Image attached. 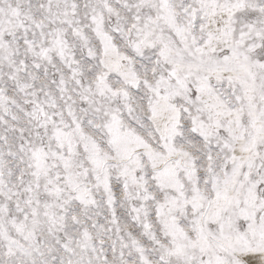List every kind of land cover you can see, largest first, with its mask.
<instances>
[{
  "label": "snow or ice",
  "instance_id": "obj_1",
  "mask_svg": "<svg viewBox=\"0 0 264 264\" xmlns=\"http://www.w3.org/2000/svg\"><path fill=\"white\" fill-rule=\"evenodd\" d=\"M0 264H264V0H0Z\"/></svg>",
  "mask_w": 264,
  "mask_h": 264
}]
</instances>
